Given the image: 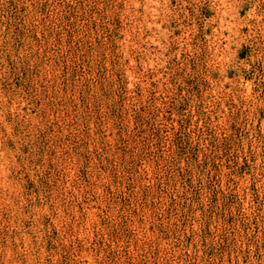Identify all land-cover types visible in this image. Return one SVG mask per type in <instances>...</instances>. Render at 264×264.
<instances>
[{"label": "rangeland", "instance_id": "obj_1", "mask_svg": "<svg viewBox=\"0 0 264 264\" xmlns=\"http://www.w3.org/2000/svg\"><path fill=\"white\" fill-rule=\"evenodd\" d=\"M0 264H264V0H0Z\"/></svg>", "mask_w": 264, "mask_h": 264}]
</instances>
